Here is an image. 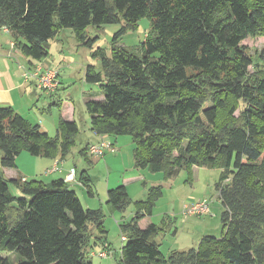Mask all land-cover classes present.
I'll list each match as a JSON object with an SVG mask.
<instances>
[{
	"label": "trees",
	"instance_id": "16d2710c",
	"mask_svg": "<svg viewBox=\"0 0 264 264\" xmlns=\"http://www.w3.org/2000/svg\"><path fill=\"white\" fill-rule=\"evenodd\" d=\"M143 17L151 21L145 39L134 48L121 45ZM112 23L122 26L111 53L98 50L101 70L86 67V81L103 94L86 101L92 131L130 135L136 165L167 177L195 165L220 167L216 189L224 207L220 237L206 235L198 247L166 257L157 240L161 227L140 226L163 195L162 185L151 186L121 224L126 240L118 264H264V66L243 44L264 38V0H0V33L9 30L13 49L39 63L61 29L73 28L92 45L86 28ZM79 133L75 120L60 118L51 137L0 105V264H95L89 249L106 241L103 211L85 208L62 177L23 180L3 170L16 167L24 150L66 158ZM90 144L80 154L93 162ZM78 178L93 195L88 169ZM10 183L23 196L13 195ZM130 202L125 185L108 190L112 209ZM92 225L100 232L94 241ZM2 251L20 260L12 263Z\"/></svg>",
	"mask_w": 264,
	"mask_h": 264
},
{
	"label": "rangeland",
	"instance_id": "374dc122",
	"mask_svg": "<svg viewBox=\"0 0 264 264\" xmlns=\"http://www.w3.org/2000/svg\"><path fill=\"white\" fill-rule=\"evenodd\" d=\"M121 24H105L103 26H89L86 35L93 38L92 45H85L77 38L74 29L67 27L50 40L49 55L46 63L56 67L60 71L61 85L51 95L43 94L41 100L34 97L15 95L16 112L24 116L32 124H39L45 128L51 137H56L60 118L75 120L80 133L72 152L67 156L69 160L77 164V169H88L91 177L93 195L89 189L78 182L71 183L77 192L85 208L101 209L104 213V226L107 230L106 241L112 248L114 255L101 258L97 255L89 257L95 264H118L122 257V229L123 222H129L136 212V201L146 200L148 189L154 185L163 186V195L156 201L153 214L148 218L151 223L161 227L157 238L160 250L164 256L175 250H187L198 247L201 239L206 235L220 237L223 232L221 215L224 210L218 196L216 184L220 179V167L193 166L192 171L182 168L172 177H167L164 172H152L150 168H140L136 165L134 156L135 144L130 135H110V147L105 149L104 156L97 162H88L86 157L80 154V150L87 142L98 143L104 140L92 131L91 116L88 112L86 101L95 94V98L102 99L99 84L89 83L85 79L86 67L96 66L101 70V59L97 55L99 49L108 54L115 34L120 30ZM151 28V21L143 17L137 22L135 29L129 30L119 40V43L128 48H134L143 41ZM246 52L253 57L255 63L264 66L260 54L264 53V38L245 40ZM254 69V65L250 67ZM53 98V99H52ZM54 101V103H50ZM239 110L236 112V116ZM90 156V155H89ZM91 158V156H90ZM92 159V158H91ZM48 158L36 156L24 150L17 156V164L20 170L31 172L34 178H43ZM7 177L11 175L9 168H3ZM26 173L25 171H23ZM27 174V173H26ZM143 175L142 178H139ZM119 185H125L128 189L130 204L125 210L112 209L107 203L108 190ZM10 191L17 197L23 196L20 189L10 183ZM206 200L210 205V211L203 215H188L186 206L196 201ZM147 217V216H146ZM142 223H145L143 221ZM93 241L99 230L91 226ZM92 241V242H93ZM97 250L90 247L89 251ZM2 255L8 257L12 263H17L20 258L17 253L2 251Z\"/></svg>",
	"mask_w": 264,
	"mask_h": 264
},
{
	"label": "crops",
	"instance_id": "0c3cea01",
	"mask_svg": "<svg viewBox=\"0 0 264 264\" xmlns=\"http://www.w3.org/2000/svg\"><path fill=\"white\" fill-rule=\"evenodd\" d=\"M12 41L13 40H12V35L10 31L7 29H3L2 32L0 33V105L14 106L17 102L14 103L13 102L14 99L11 100L10 97H14L15 95H19V96L21 95V97L22 96L25 97L29 95L30 97H34L35 100H39V101L41 100L42 95L45 93L51 95L52 97L53 93H48L46 91L39 89L36 85L35 80H27L25 78V71L27 69H30L32 64L34 65L39 62L35 60L31 61V59L25 56L20 50L13 49L11 47ZM40 63H42L45 66H49L46 63V59H43L42 61H40ZM60 82H61V75H60ZM50 103L53 104L54 101L52 100V102ZM97 136L99 138L104 137L105 140L110 142V135L108 134L97 135ZM87 143H91V142H87ZM47 158H48V161H47V164H45L46 174H43L44 175L43 178H36V179H42L44 181H51L53 179L61 178V177L65 179L66 174L73 167L76 168L77 176L79 177V169H77L78 167L77 164L74 161L72 163L71 160H69L67 157L63 159L58 157V159L61 160V162L59 163V165L62 168L61 171L47 173V169L50 168L54 164L55 159H56V158H50V157H47ZM92 160L93 162H97L100 159L92 158ZM15 168H19L18 164ZM9 169L11 170L10 172L12 173H10L11 175H9L8 178L26 180V179H33L34 177H38V176H32L31 172L28 173L26 170H20V171L18 169L13 170L14 167L9 168ZM23 171H25L27 174L24 173ZM142 177L143 175L139 176V178H142ZM70 183H76V182H70ZM78 184L83 185L82 183H78ZM143 221H145V223H142ZM150 223H151V220L147 216L140 221V226L144 228L148 226ZM103 244L104 242H99L98 244L92 247H94V249H99Z\"/></svg>",
	"mask_w": 264,
	"mask_h": 264
},
{
	"label": "built area",
	"instance_id": "2783aa9c",
	"mask_svg": "<svg viewBox=\"0 0 264 264\" xmlns=\"http://www.w3.org/2000/svg\"><path fill=\"white\" fill-rule=\"evenodd\" d=\"M14 41L11 42V47L14 48ZM25 78L27 80H35L36 85L39 89L46 91L48 93H54L58 90L60 86V71L56 67L45 66L42 63L36 64L33 68L27 69L25 71ZM109 141L103 140L98 143H92L89 145L88 153L92 158L100 159L104 156L105 149L110 147ZM60 159L56 158L54 164L47 169V173H53L61 171V166L59 163ZM65 180L69 182L81 183L78 176L76 168L73 167L65 176ZM210 211L209 203L204 201H196L186 206V213L188 215H203ZM126 240V235L122 234V241ZM90 254L92 256H99L101 258H106L114 255L113 249L110 245L105 242L99 249L91 250Z\"/></svg>",
	"mask_w": 264,
	"mask_h": 264
}]
</instances>
